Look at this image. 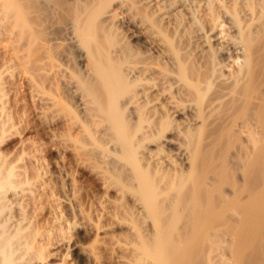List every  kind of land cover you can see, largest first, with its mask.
I'll use <instances>...</instances> for the list:
<instances>
[{"label":"bare ground","instance_id":"obj_1","mask_svg":"<svg viewBox=\"0 0 264 264\" xmlns=\"http://www.w3.org/2000/svg\"><path fill=\"white\" fill-rule=\"evenodd\" d=\"M1 47L65 119L4 145L0 71V264H264V0H0Z\"/></svg>","mask_w":264,"mask_h":264},{"label":"rangeland","instance_id":"obj_2","mask_svg":"<svg viewBox=\"0 0 264 264\" xmlns=\"http://www.w3.org/2000/svg\"><path fill=\"white\" fill-rule=\"evenodd\" d=\"M57 2L58 1H60V0H56ZM61 18V19H60ZM60 19V20H59ZM62 19H63V21H62ZM66 20V17H65V15H64V17H63V15H62V17H61V15H59V16H57L56 18H55V20L56 21H58L60 24L59 25H62V23H64V21ZM60 21H62V22H60ZM5 52V49L4 48H2L1 47V49H0V71H3V78H4V80L7 82V89H9V96H8V101H9V106L12 104V106L13 105H15L16 103V101H17V99H19V102H18V104H21V106H22V108H15V107H10V108H8V110H10V111H14L15 112V110L16 109H18L19 111H20V115H21V117L19 118L18 117V115H16L18 118H16V120L14 121V123H15V127H12L11 128V130H12V132L13 133H11L10 134V137H9V140L6 142V144H4V145H12V143L11 142H13V144L15 143V144H19V142H20V139L21 138H25V139H27V137L29 138V139H32V138H34L33 140H37V142L35 143V145H39L38 144V142L40 141H44V142H51V140H52V136H55V135H53V134H55L56 132L58 133L59 131H61L59 134L61 135V133H62V127H63V122H64V112H63V114L60 116V114L58 115V117H57V119H55L56 117H53V115H54V113L52 112V108H50L51 109V111H49V110H47L46 111V109H44V108H46V107H36V105L38 104V102H42V100H40L42 97H47V95H45V96H43V94L41 93V88H39L35 83H34V81H33V79H34V75H35V65L32 63V62H30V63H27L26 64V66H25V64H22V63H18V62H13V61H10V62H5L3 59H2V57L1 56H3V53ZM2 53V54H1ZM19 81V82H21V84L19 85V87H22V90H23V93H16V84H13V81L15 82V81ZM12 85V86H11ZM14 87V88H13ZM21 96H24V99H22L21 98ZM38 106H40V105H38ZM54 110L53 111H56L55 109L56 108H53ZM45 111V115H47L46 117L47 118H50V120H51V122H49L50 120L48 119V120H46L47 118L45 117V115H44V112ZM46 113H49V117H48V114H46ZM50 114H51V116H50ZM59 117H61V118H59ZM55 119L54 121H53V119ZM46 120V121H45ZM63 120V121H62ZM55 122V124L53 123V122ZM48 122V123H47ZM60 122H62V123H60ZM60 123V124H59ZM62 125V126H61ZM54 126H56V127H60L59 128V130L57 131V129L54 131ZM53 129V130H52ZM22 132V133H21ZM55 132V133H54ZM21 133V134H20ZM58 134V136H56V137H54V138H56L55 140L56 141H59V142H61V144H60V146H61V149H63L64 151L66 150V157H67V159H69V161L70 160H72V158H73V151L71 150V148H68V149H65L64 147L65 146H63L64 144H65V142L63 143V137H62V140H61V138H59L58 139V137H60V135ZM41 135V138L39 137ZM52 138H51V137ZM51 139V140H50ZM14 140H15V142H14ZM39 140V141H38ZM17 141H18V143H17ZM28 141V140H27ZM42 141V142H43ZM52 143V142H51ZM51 143H49V145H51ZM63 143V144H62ZM14 144V145H15ZM54 147V148H53ZM52 149H51V152L53 151V153H57L56 151H57V149H56V147L55 146H52L51 147ZM15 155V154H14ZM16 155H18V153H16ZM15 157V156H14ZM16 158V157H15ZM22 162V161H21ZM20 162V165L22 164ZM54 167H53V169H56L57 167H56V165H53ZM67 166H69V163L67 162ZM80 172H82V170L80 169ZM87 175H88V172H85L84 173V175H82L81 176V179L82 180H84L86 177H87ZM85 222V227H87L86 225H89L90 223L89 222H87V221H84ZM207 224H210V223H205L204 224V228H206V226H207ZM200 227H201V225H200ZM209 226H207V228H208ZM106 231H108L107 229H106ZM108 235V236H107ZM112 235V236H111ZM105 236V235H104ZM110 236L112 237V238H110ZM122 236V235H121ZM120 236V237H121ZM195 236V235H194ZM190 237H193V236H190ZM200 236H198V235H196V238H195V243L196 244H198V239H200L199 238ZM108 238V239H107ZM122 238H124L123 236L120 238L121 239V244H123L124 245V242H123V239ZM189 237H187V240L188 241H190L189 239H188ZM205 238H206V236H205ZM115 237L113 238V234H110V233H107L106 234V239L105 240H107V242H108V240H110V242L111 241H117V238L115 239ZM206 239H209V238H206ZM205 239V240H206ZM210 240V239H209ZM208 240V242L207 243H205L204 242V240L202 239V243H204L205 244V247L204 248H206V244H210V241ZM183 241H185L184 239H183ZM182 240H181V242H183ZM120 242H116L117 244H119ZM186 242V241H185ZM87 243H89V242H87ZM86 243V244H87ZM91 243V242H90ZM104 243V242H103ZM115 243V242H114ZM116 243H115V247L117 248L116 249V251H119V252H115V256H113L114 254L111 252V249H109L111 246H110V243H108L107 245H106V243H104L105 244V247L103 246L104 244H102V247H101V244L100 243H98L99 245H97L96 247H95V252H94V249H93V252H89L88 250H86L87 252H89V253H87L86 251H82V245L81 244H77L76 245V248H75V251L77 250H79L80 251V249H81V253L83 254V256H85V258H87V259H90L89 261L92 263V264H95V260H96V258H94V254L96 253V251H99L100 252V254H102V256L103 257H106L105 258V260H104V258L102 259L103 261H102V264H115L116 262V264H122L123 263V261L121 260V258H122V256L120 257L119 255L122 253V251L124 250L123 248H121V246L122 245H118V247L116 246ZM171 243V242H170ZM189 243H190V246L192 247V245L193 244H195L194 243V240H192V242H188V244L186 243V245H187V247L185 248V249H187L188 247H189ZM191 243H193V244H191ZM200 243V242H199ZM85 244V245H86ZM172 244H174L173 242H172ZM183 244V243H182ZM208 244V245H209ZM79 245H80V247H79ZM88 245V244H87ZM91 245V244H90ZM89 245V246H90ZM112 245V244H111ZM183 245H185V243L183 244ZM95 246V245H94ZM110 246V247H109ZM195 246V245H194ZM97 247H101V248H97ZM107 247H109V248H107ZM106 250H105V249ZM122 250H121V249ZM189 249L190 248H188L187 250H188V252H189V254H190V252L191 251H189ZM121 250V251H120ZM173 250V249H172ZM184 250V249H183ZM102 251V252H101ZM181 251V250H180ZM193 251H195V248H193ZM192 251V252H193ZM197 251V255L196 256H194V257H197L198 256V253H200V252H202V251H198V250H196ZM205 251V253H206V250H204ZM103 252L105 253V254H103ZM121 252V253H120ZM182 252V251H181ZM92 253V254H91ZM94 253V254H93ZM98 253V252H97ZM113 254V255H110V254ZM85 254V255H84ZM117 254H119V255H117ZM182 254V253H181ZM180 254V255H181ZM184 254V253H183ZM182 254V255H183ZM186 254L187 253H185V256H184V258H188V256H186ZM204 253H202V255H203ZM207 254V253H206ZM92 255V256H91ZM96 255V254H95ZM202 255H200L201 256V259L200 258H197V261L196 262H198V264H199V261H200V264H208V263H206L209 259H208V257H207V259H204L203 257H205V256H202ZM205 255V254H204ZM191 256H193L192 254H191ZM191 256H189V258L188 259H184L185 261L186 260H189L188 262L186 261H184V263L185 264H187V263H191V264H193V262H191V261H193L194 259H190V258H192ZM207 256V255H206ZM111 257V258H110ZM113 257V258H112ZM118 257V258H117ZM180 257H182V256H180ZM179 256H178V258H180ZM199 257V256H198ZM108 258V259H107ZM119 260H117V259ZM92 259V260H91ZM116 259V260H115ZM122 259H124V258H122ZM182 259V258H181ZM199 259V260H198ZM206 261H204V260ZM115 260V261H114ZM125 260H127L126 258H125ZM191 260V261H190ZM201 260H203V261H201ZM195 261V260H194ZM97 262V261H96ZM204 262V263H203ZM189 263V264H190ZM182 264V263H181ZM194 264H195V262H194ZM209 264H210V262H209Z\"/></svg>","mask_w":264,"mask_h":264}]
</instances>
